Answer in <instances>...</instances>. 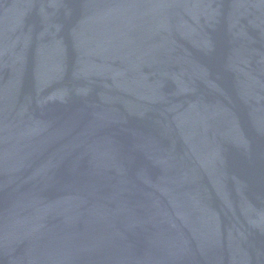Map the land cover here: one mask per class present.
Instances as JSON below:
<instances>
[{
	"label": "water",
	"instance_id": "95a60500",
	"mask_svg": "<svg viewBox=\"0 0 264 264\" xmlns=\"http://www.w3.org/2000/svg\"><path fill=\"white\" fill-rule=\"evenodd\" d=\"M0 264H264V0H0Z\"/></svg>",
	"mask_w": 264,
	"mask_h": 264
}]
</instances>
